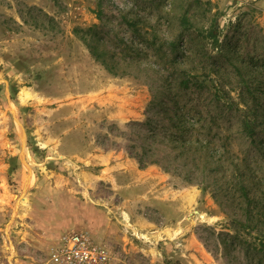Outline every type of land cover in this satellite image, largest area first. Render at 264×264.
Returning <instances> with one entry per match:
<instances>
[{
    "label": "rangeland",
    "instance_id": "rangeland-1",
    "mask_svg": "<svg viewBox=\"0 0 264 264\" xmlns=\"http://www.w3.org/2000/svg\"><path fill=\"white\" fill-rule=\"evenodd\" d=\"M246 177L264 0H0V264H51L71 232L111 264H262Z\"/></svg>",
    "mask_w": 264,
    "mask_h": 264
},
{
    "label": "trees",
    "instance_id": "trees-1",
    "mask_svg": "<svg viewBox=\"0 0 264 264\" xmlns=\"http://www.w3.org/2000/svg\"><path fill=\"white\" fill-rule=\"evenodd\" d=\"M211 35L213 38H216L214 30L211 31ZM82 38L90 48L93 56L97 59H101V54L99 53L98 48L86 41L85 37ZM147 45L150 44L148 43ZM101 60L102 62H105L104 59ZM182 85L188 86V83L183 82ZM185 121L186 119L181 118L180 127ZM251 123L252 122L248 117L244 118L243 128L249 135H253L251 131ZM246 180L247 177L242 179L237 188L238 196L243 203L245 219L244 221H234L235 228L246 232L252 238V244L249 250L256 249L259 253L264 255V185L261 184V181L258 178L253 179V181H250L249 183ZM262 264H264V258L262 259Z\"/></svg>",
    "mask_w": 264,
    "mask_h": 264
},
{
    "label": "built area",
    "instance_id": "built-area-1",
    "mask_svg": "<svg viewBox=\"0 0 264 264\" xmlns=\"http://www.w3.org/2000/svg\"><path fill=\"white\" fill-rule=\"evenodd\" d=\"M51 264H111L108 250L96 246L83 235L68 233L63 235L52 251Z\"/></svg>",
    "mask_w": 264,
    "mask_h": 264
},
{
    "label": "bare ground",
    "instance_id": "bare-ground-1",
    "mask_svg": "<svg viewBox=\"0 0 264 264\" xmlns=\"http://www.w3.org/2000/svg\"><path fill=\"white\" fill-rule=\"evenodd\" d=\"M23 96V95H22ZM29 98V97H28Z\"/></svg>",
    "mask_w": 264,
    "mask_h": 264
}]
</instances>
